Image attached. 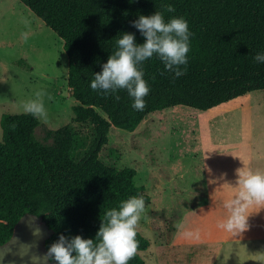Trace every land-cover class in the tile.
<instances>
[{
  "label": "trees",
  "instance_id": "1",
  "mask_svg": "<svg viewBox=\"0 0 264 264\" xmlns=\"http://www.w3.org/2000/svg\"><path fill=\"white\" fill-rule=\"evenodd\" d=\"M63 40L68 57L67 84L77 103L74 121L89 123L93 137L79 159L68 146L50 151L37 140L39 119L6 111L0 118V244L12 235L25 213L42 216L53 230L46 248L59 235L95 239L105 213L132 196L150 195L135 182L136 169L104 162L101 151L111 126L134 130L151 113L182 104L207 110L264 89V0H20ZM171 5L175 11H164ZM164 13L165 21L183 17L189 27L185 74L165 70L154 55L140 67L150 91L137 111L126 90L93 91L95 73L117 49L122 33L145 38L131 22L140 15ZM18 63L24 64L23 60ZM119 96V99H116ZM15 123L13 130L9 126ZM139 248L128 264H143L138 251L149 240L138 229ZM75 255V253H73ZM53 264L56 262L53 260Z\"/></svg>",
  "mask_w": 264,
  "mask_h": 264
},
{
  "label": "rangeland",
  "instance_id": "2",
  "mask_svg": "<svg viewBox=\"0 0 264 264\" xmlns=\"http://www.w3.org/2000/svg\"><path fill=\"white\" fill-rule=\"evenodd\" d=\"M67 71L57 33L20 0H0V118L24 112L43 92L47 119H39L37 140L53 152L68 146L79 159L93 127L73 119ZM108 137L101 159L134 167L136 184L150 195L137 227L150 243L138 251L143 264H264V208L248 209L242 233L218 227L234 192L224 184L236 186L235 170L245 163L264 172V89L207 110L178 104L155 111L134 130L111 126Z\"/></svg>",
  "mask_w": 264,
  "mask_h": 264
},
{
  "label": "clouds",
  "instance_id": "3",
  "mask_svg": "<svg viewBox=\"0 0 264 264\" xmlns=\"http://www.w3.org/2000/svg\"><path fill=\"white\" fill-rule=\"evenodd\" d=\"M164 11L174 12L175 9L167 5ZM24 23L27 25L28 21L25 20ZM131 24L145 38L144 43L137 44L133 34L122 33L116 41L117 49L108 56L107 62L102 65V71L94 74L90 87L93 91L101 90L104 93L126 90L132 98L133 109L143 111L146 107L144 98L149 94L150 88L140 65L156 55L163 62L165 70L174 73L175 77L184 75L186 67L182 66L188 63L191 33L183 17H172L166 22L164 13L160 11L150 16L140 15ZM22 36L27 40L26 33ZM254 60L264 63V53L255 55ZM35 95L36 99L23 104L24 112L38 119H47L42 99L44 93L36 92ZM9 127L14 130L16 124ZM243 164L244 167L235 170L236 186L224 184L234 189V192L223 203L227 215L218 227L232 235L248 228L249 208H264V172L254 171ZM145 211L142 196L129 197L121 201L118 207L105 213L95 239H84L79 235L71 238L59 235L48 247L44 259L47 264L53 260L56 264H128L139 248L137 227ZM184 236L198 238V232L187 231Z\"/></svg>",
  "mask_w": 264,
  "mask_h": 264
},
{
  "label": "water",
  "instance_id": "4",
  "mask_svg": "<svg viewBox=\"0 0 264 264\" xmlns=\"http://www.w3.org/2000/svg\"><path fill=\"white\" fill-rule=\"evenodd\" d=\"M52 232L42 216L25 213L16 222L11 237L0 244V264H47L46 241Z\"/></svg>",
  "mask_w": 264,
  "mask_h": 264
}]
</instances>
